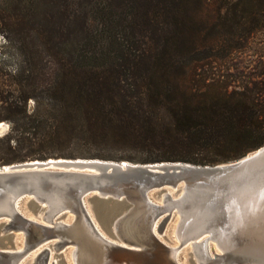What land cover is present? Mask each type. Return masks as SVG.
I'll return each mask as SVG.
<instances>
[{
    "label": "trees",
    "instance_id": "1",
    "mask_svg": "<svg viewBox=\"0 0 264 264\" xmlns=\"http://www.w3.org/2000/svg\"><path fill=\"white\" fill-rule=\"evenodd\" d=\"M263 28L264 0H0L16 60L1 52L0 166L246 155L264 145V84L189 76Z\"/></svg>",
    "mask_w": 264,
    "mask_h": 264
},
{
    "label": "water",
    "instance_id": "2",
    "mask_svg": "<svg viewBox=\"0 0 264 264\" xmlns=\"http://www.w3.org/2000/svg\"><path fill=\"white\" fill-rule=\"evenodd\" d=\"M261 189L264 145L213 165L50 158L0 166V264L38 246L32 264H56L50 252L69 247L72 264H178L158 238L170 230L180 245H198L190 264H264Z\"/></svg>",
    "mask_w": 264,
    "mask_h": 264
},
{
    "label": "rangeland",
    "instance_id": "3",
    "mask_svg": "<svg viewBox=\"0 0 264 264\" xmlns=\"http://www.w3.org/2000/svg\"><path fill=\"white\" fill-rule=\"evenodd\" d=\"M3 42V36L0 35V56L3 55L1 52L10 54L7 58L9 63L14 65L16 60L13 51L10 48L2 47ZM193 70L191 75L188 74L190 75L189 77L202 79L203 83L205 81L207 84H213L220 89H227L228 91L251 85L252 83L250 82L253 81L264 84V28L252 34L242 48L233 50L227 54L219 53L213 55L212 58L202 62ZM214 78L218 81H213ZM6 130L7 124L2 125L0 127V134H3ZM25 204L26 201H23L21 205L24 206ZM14 235V241L21 245L23 235ZM160 238L167 244L173 246L178 244L176 235L172 233V230L165 237L162 238L160 236ZM191 242H188L179 250L177 259L180 264H190ZM70 251L71 247L67 248L63 253L52 250L51 257L54 258L53 261L56 264H72ZM36 253L37 250L32 252L24 260L23 264H32V258Z\"/></svg>",
    "mask_w": 264,
    "mask_h": 264
},
{
    "label": "bare ground",
    "instance_id": "4",
    "mask_svg": "<svg viewBox=\"0 0 264 264\" xmlns=\"http://www.w3.org/2000/svg\"><path fill=\"white\" fill-rule=\"evenodd\" d=\"M0 127H1V125H0ZM176 235V234H175ZM159 238V240L163 243V244H165V245H167V246H169L170 248H172L173 249V256H174V259L178 262V259H177V254H178V252H179V250L183 247V245H186L189 241H185L182 245H180V242H181V238H180V236H178V235H176V238H177V240H178V244H176V245H170V244H167L165 241H163L161 238H160V236L158 237ZM190 245H191V247H192V251H191V253L193 252L194 253V251H195V248L198 246L197 244H195V243H193V242H191L190 243ZM24 248V240H23V242H22V244L20 245H18V249H23ZM206 248H207V251H208V253H210L211 254V249H210V246H209V244L208 245H206ZM37 250V253L33 256V258H32V260H33V262L35 261V259H36V257H37V255L41 252V250H42V248L41 247H34V248H31V249H29V250H27V251H25V253L21 256V258L19 259V262H18V264H23V262H24V260L32 253V252H34V251H36ZM51 253V252H50ZM71 255H72V251H71ZM32 262V263H33ZM178 264H180L179 262H178Z\"/></svg>",
    "mask_w": 264,
    "mask_h": 264
},
{
    "label": "snow or ice",
    "instance_id": "5",
    "mask_svg": "<svg viewBox=\"0 0 264 264\" xmlns=\"http://www.w3.org/2000/svg\"><path fill=\"white\" fill-rule=\"evenodd\" d=\"M259 198L261 201H264V189H261L260 194H259ZM233 203L235 204V201H233Z\"/></svg>",
    "mask_w": 264,
    "mask_h": 264
}]
</instances>
